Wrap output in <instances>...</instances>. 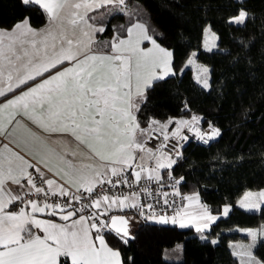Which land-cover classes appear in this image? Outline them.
I'll list each match as a JSON object with an SVG mask.
<instances>
[{
	"label": "snow or ice",
	"instance_id": "obj_1",
	"mask_svg": "<svg viewBox=\"0 0 264 264\" xmlns=\"http://www.w3.org/2000/svg\"><path fill=\"white\" fill-rule=\"evenodd\" d=\"M32 2L40 4L41 0H23L24 4ZM124 2L45 0L42 7L50 24L46 31L32 29L27 18L12 30H0V98H3L0 135L12 136L8 126L13 131L16 127L24 128L26 154L35 151L40 156L34 164L8 144L0 150V264H121L120 252L108 246L104 233L115 230L118 235L123 233L121 239H124L128 236V221L124 217H105L113 206L123 209L138 205H129L128 196L100 195L97 187L128 185L130 177H134L135 183L142 179L159 182L162 179L159 170L170 169L176 163L171 155L164 153L166 144L158 145L155 152L146 147L147 139H158L152 135L156 131L167 141L168 124L173 121L169 119L161 124L153 119L147 128H141L136 115L140 111L137 98L142 102L143 89L153 80L175 75L173 53L161 47L140 23L116 31L111 41L93 50V34L103 32L104 28L90 24L88 12ZM65 9H71L70 18L62 15ZM246 16V11L241 10L230 22L242 24ZM65 23L73 29L80 28L83 39L69 38ZM145 41L152 47H142ZM193 62L192 58L188 61ZM202 71L207 73L208 69ZM197 81L205 88L209 86L199 76ZM24 119L43 133L70 136L87 147L88 158H95L98 165L74 163L68 152L53 148L44 137L22 124ZM198 122L196 116L191 121L176 120L171 137H180L182 128H191ZM196 132L204 138L199 129ZM219 134L213 128L209 138ZM137 153H143L139 163ZM152 161L155 167L150 166ZM9 181L21 190L27 186V191L13 195L6 187ZM30 195L43 199L25 200ZM167 195L164 193L165 204H168ZM50 196L63 200L49 203ZM183 199L196 208L193 212L186 207L177 209L172 223L179 220L180 227H186L184 217H191L188 222L195 224L199 232L216 220L207 206L199 203L198 194ZM261 204H264V191L246 193L241 201V207L250 210L259 209ZM146 207L151 209L152 205ZM15 208L19 211L12 210ZM46 210L49 217L59 216L63 223L36 217V213ZM229 211L230 207L225 206L223 214L226 216ZM159 221L168 223L169 217L160 216ZM249 234L255 241L257 233ZM234 254L240 257V264H264L251 251Z\"/></svg>",
	"mask_w": 264,
	"mask_h": 264
},
{
	"label": "trees",
	"instance_id": "obj_2",
	"mask_svg": "<svg viewBox=\"0 0 264 264\" xmlns=\"http://www.w3.org/2000/svg\"><path fill=\"white\" fill-rule=\"evenodd\" d=\"M125 3L127 10L99 21L104 31L98 34L97 43L110 41L116 31L140 20L153 38L171 50L175 75L153 80L145 89L137 119L144 126L153 119L165 121L193 113L201 117L202 124L216 126L218 136L208 145L188 142L169 171L182 175V192L197 193L211 214L218 216L208 230L198 232L192 226L149 220L134 208L123 209L112 213L135 214L131 237L121 239L105 230V238L121 253L122 264H239L228 242L243 237L233 228L264 224V205L256 211L234 205L243 191L264 187V0ZM240 9L247 12L245 21L231 23L229 18ZM23 18L40 27L47 13L35 2L0 0V27L9 28ZM205 24L217 34L214 50L201 48ZM191 51H196L198 62L209 66L207 89L185 66ZM225 204L231 209L228 215L219 216ZM178 242H182L180 260L165 259L164 248ZM253 255L264 261V238L256 241Z\"/></svg>",
	"mask_w": 264,
	"mask_h": 264
},
{
	"label": "crops",
	"instance_id": "obj_3",
	"mask_svg": "<svg viewBox=\"0 0 264 264\" xmlns=\"http://www.w3.org/2000/svg\"><path fill=\"white\" fill-rule=\"evenodd\" d=\"M44 2H45V0H41V3L38 4V5H40L42 7V4ZM125 10H127V5H126L125 2H124L123 5L107 4V5H104L102 7H98L95 10H92V11H89L88 12V17H90L89 23L92 24V25H94L97 28H99V27H103L104 28V25L99 23V21H101V19L103 17H105L106 15L111 14L113 12H116V11H125ZM241 10H243V9H240L239 12ZM70 12H71V9H65V11L62 13V15L65 16V17H67V18H70ZM239 12H238V14H239ZM237 15H235V16H237ZM235 16L230 17L229 20H231V18H233ZM23 20H25V18L17 21L15 24H13L9 28L0 27V30H12L14 25H16L18 22L23 21ZM135 23H140V24L144 25V27L147 29L146 24L144 22L140 21V20H134L132 23H130L126 27V29L130 25L135 24ZM29 25H30V27L32 29L37 30L38 32L46 31L48 29V27L50 26L48 14H47V20H46V22L42 26L35 27V26H32L30 23H29ZM65 28H66V35L69 38H73V39H83V37L81 35L80 28L73 29L70 25H67V23H65ZM100 33L101 32H96V33L93 34V40L95 42L94 45H93V50L94 51L95 50H98L99 47L104 44V43H101V42L100 43L99 42L97 43V41L99 40L98 34H100ZM125 35H126V33H125ZM148 35H150L149 32H148ZM112 37L113 36H111L110 41H111ZM156 42L161 47H163V48L171 51L170 49H168L165 46H163L162 44H160L157 40H156ZM141 46L142 47H145V48L152 47V45H151V43L149 41H145ZM201 48L202 49H205V50H214V49L217 48V34L210 28V26L208 24H205L204 27H203L202 40H201ZM104 50L107 51L106 49H104ZM193 54H195V55L193 56ZM190 58L193 59L194 66H193V64L192 65H189L188 64V60ZM185 66L191 68L192 74H193V77H194V80L198 84H200L203 88H205L203 86V83L202 82H198L197 81V77L199 76L200 79H201V81H203L204 79L207 80L206 73L203 72L202 69L207 68L208 69V72H209V66L206 65V64H204V63L198 62L196 60V51H191L190 52V54L188 55V57H187V59L185 61ZM173 72H174V70H173ZM202 74H203V77H201ZM207 82H208V85H209V78H208ZM207 88H209V86ZM207 88H205V89H207ZM145 89H143V93H144ZM2 99L3 98H0V100H2ZM137 101L140 102V98H137ZM186 117L187 116L174 117L171 120L172 121L181 120V119L184 120ZM18 119H19V117H18ZM168 121L169 120L159 121V122L161 124H165ZM22 124L26 125L28 129H31V131L34 132V133H36L37 135H41L42 137H44L47 140V143L50 144L53 148H57L58 150H62V151L68 152L69 153L68 158L69 159H73V162L74 163H79V162L83 161L84 163L98 165V161L95 158H88V149H87V147L84 146V145L78 144V142H76L70 136H66L65 135V136H62L61 137V136H59V134L43 133L36 125L32 124L30 121H27L26 119L22 120ZM148 124H149V122L146 125L141 126V128H147L148 127ZM8 132H12V136H7V133L5 135H0V150L3 149V145L4 144H8L9 147L12 148L14 151L19 152L21 155H24L26 159H30L32 161V163H34V164L37 163L39 161V159H40L39 154H37L35 151H33L31 154H26V153H28V149L25 146L24 140H25V137L27 136V133L25 132L24 128L16 127L15 131H13L12 126H8ZM6 136H7V138H6ZM72 153H75V156L74 157H73ZM141 155H143V153H137L136 154V162L137 163L140 162L139 157ZM150 166L151 167H155V162L154 161L150 162ZM29 171H32V170L30 169ZM129 171H132V170L130 169ZM168 171H169V169H160L159 170L160 175L162 173H165V172H168ZM132 178H134V177H132ZM22 183H25L26 184V181H22ZM6 187L7 188H10L12 190V194L13 195H17V194L23 195V193L25 191H27V186L25 187L24 190H21L19 188V186L12 184L11 181H9V182L6 183ZM260 191H264V187H261V188H258V189H247V190L243 191L235 199L234 205L237 206V207H240V208H242L244 210H248V211H256V210H258V209L250 210L247 207H241V201L245 197V194L246 193H249V192H251V193H259ZM194 194H197V193H195V192H193V193H187L188 196H191V195H194ZM127 196L130 197V199L127 201V203L129 205H131L132 203H135L134 197L129 196V195H127ZM199 203L201 205H205V203L201 200L200 196H199ZM261 205H264V204H261ZM225 206H229L230 209H231V205L230 204H225V205L222 206V209H221V212H220L219 215L225 216L223 214V209H224ZM185 207L187 208V210L189 212H193L194 209L196 208L195 205L189 206L188 203H187V205ZM11 208H12V206H10V209ZM132 208H134V207H130L129 206V207H125L123 209H132ZM123 209H120V210H123ZM12 210L19 211L18 208H15V209H12ZM27 210H30V209H27ZM48 211L49 210H46L45 213H36L35 215H36L37 218H41V219H52V220H54V222L63 223V221L60 220L59 216L49 217L48 216ZM113 211L116 212L118 210H116V208L113 206L109 210L108 213H112ZM175 215L176 214H167V215H164V216L169 217V222L168 223L173 224L172 221H171V218L174 217ZM214 216L216 217V215H214ZM146 217L147 218L160 217V215H153V216H146ZM190 219H191V217H184V222L187 223V226H192L194 229H197L195 224L188 222V221H190ZM158 222H160L159 221V218H158ZM174 224H177L178 226H180L179 220H178L177 223H174ZM208 228L203 229V231L208 230ZM233 230L237 231L243 238H241V239H235V240H230L228 242V246H229L230 250L232 251V253L234 254L235 252H238V251H247V250H244V248H245V246L247 247V245H248V249L252 252V255H253V247H254L253 245H255V243H256L257 240L264 238V224H261L259 226H244V227H238V226H236V227L233 228ZM33 231H37V230L36 229H33ZM250 231H254V232L257 233L256 238H255V241L253 240L252 235L249 234ZM38 234L41 235V236H43V233L42 232H38ZM211 241H216V239L215 238H211ZM106 242H107V240H106ZM107 244H108V242H107ZM108 246L110 248L114 249V250H118L116 248L111 247L109 244H108ZM249 246H252V247L249 248ZM235 256L237 257L238 262L240 264V257L237 256V255H235ZM254 257H256V256H254ZM245 259H247V257H245ZM256 259H258V258L256 257ZM120 260H121V264H122L121 253H120Z\"/></svg>",
	"mask_w": 264,
	"mask_h": 264
},
{
	"label": "built area",
	"instance_id": "obj_4",
	"mask_svg": "<svg viewBox=\"0 0 264 264\" xmlns=\"http://www.w3.org/2000/svg\"><path fill=\"white\" fill-rule=\"evenodd\" d=\"M193 116L199 117V122L194 124L191 128H182L180 137L173 138L170 135L176 128L175 121H173V123L168 124L169 139L167 141H164L163 136L160 135L159 131H156L153 132L152 135L153 137H158V139H147L146 147L156 151L158 145L166 144L167 147L163 149L165 154L180 156L183 146L190 141L208 145L213 138H209L211 131L213 128L216 129V126L212 123L202 124L201 117L193 113L188 115L184 120L191 121ZM196 129H199L200 133L204 135L203 139L201 136L197 135ZM205 140H207V142H205ZM177 153H179V155H177ZM169 173L171 174V179H169ZM161 177L162 179L159 182H156L155 180L148 182L142 179L139 183H135L134 178L130 177V184L128 185L119 184L116 187L105 185L103 188L97 187L96 192L100 195L106 193L110 197L132 196L135 199V203L138 205V207H134V210L145 216L176 214L177 209L185 207L188 203L187 200L183 199V197L188 196L187 193L180 190L182 175L173 174L168 171L162 173ZM112 179L115 181L116 177H113ZM176 181H179V183L177 184ZM144 188H147V191H144ZM177 191L179 192V195L175 194ZM164 193L168 194L166 197L168 204L164 203ZM133 194H135V196H133ZM27 199L41 202L43 198L42 196L37 197L36 195H30L25 196V200ZM54 200L59 202L63 200V197L50 196L48 202L52 203ZM16 203L19 204V201ZM149 204L152 205L151 209L146 207V205ZM85 215H87V211L85 212Z\"/></svg>",
	"mask_w": 264,
	"mask_h": 264
},
{
	"label": "rangeland",
	"instance_id": "obj_5",
	"mask_svg": "<svg viewBox=\"0 0 264 264\" xmlns=\"http://www.w3.org/2000/svg\"><path fill=\"white\" fill-rule=\"evenodd\" d=\"M192 64L194 66V62L191 63V64H189V65H192ZM206 76H207V80H208V78H209V72L208 71L206 73ZM201 77H203V74L201 75ZM171 157L174 159L176 156L175 155H171ZM114 207L116 208V210H120L121 209L118 205L117 206H114ZM127 216H128V218L130 220V229L132 230L134 228V226L136 225V219L137 218L135 217V214L134 213H129V214H127ZM219 216H221V215H219ZM108 217H109V215L107 217H105V218L107 219ZM158 218L159 217H151V218H148V219L149 220H152V221L158 222ZM202 238H205L204 235H202ZM181 250H182V242H178L177 244H175L172 247H166V248H164L163 257L165 259H167V260H180V258H181ZM244 250L250 251L248 249V245H247V247L245 246Z\"/></svg>",
	"mask_w": 264,
	"mask_h": 264
},
{
	"label": "water",
	"instance_id": "obj_6",
	"mask_svg": "<svg viewBox=\"0 0 264 264\" xmlns=\"http://www.w3.org/2000/svg\"><path fill=\"white\" fill-rule=\"evenodd\" d=\"M111 216H118V217H124L127 221H128V224H127V231H128V236L125 237V238H129L131 237V233H130V220L128 218V216L124 213H112L111 215H109L108 218H110ZM112 232L116 233L115 230H111ZM118 235V234H117ZM120 236H123V233L119 234Z\"/></svg>",
	"mask_w": 264,
	"mask_h": 264
}]
</instances>
